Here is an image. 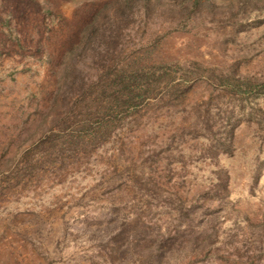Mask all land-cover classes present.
Wrapping results in <instances>:
<instances>
[{
  "label": "rangeland",
  "instance_id": "rangeland-1",
  "mask_svg": "<svg viewBox=\"0 0 264 264\" xmlns=\"http://www.w3.org/2000/svg\"><path fill=\"white\" fill-rule=\"evenodd\" d=\"M0 264H264V0H0Z\"/></svg>",
  "mask_w": 264,
  "mask_h": 264
}]
</instances>
